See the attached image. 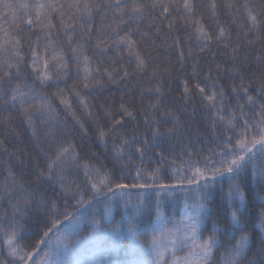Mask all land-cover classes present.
<instances>
[{
  "label": "trees",
  "instance_id": "trees-1",
  "mask_svg": "<svg viewBox=\"0 0 264 264\" xmlns=\"http://www.w3.org/2000/svg\"><path fill=\"white\" fill-rule=\"evenodd\" d=\"M192 210L204 264H264V0H0V264Z\"/></svg>",
  "mask_w": 264,
  "mask_h": 264
},
{
  "label": "rangeland",
  "instance_id": "rangeland-1",
  "mask_svg": "<svg viewBox=\"0 0 264 264\" xmlns=\"http://www.w3.org/2000/svg\"><path fill=\"white\" fill-rule=\"evenodd\" d=\"M87 171L96 182L104 180L100 173ZM200 216V211L192 210L179 221L159 222L146 247L139 245L136 238L129 237L132 243L130 255L123 261L112 258L117 251L116 243H112L94 249L88 255L70 254L55 264H204L209 259L212 244L208 240L200 241ZM245 251L246 246L240 247L225 257L222 264H236ZM11 255L17 260L21 258L18 252L12 251Z\"/></svg>",
  "mask_w": 264,
  "mask_h": 264
}]
</instances>
